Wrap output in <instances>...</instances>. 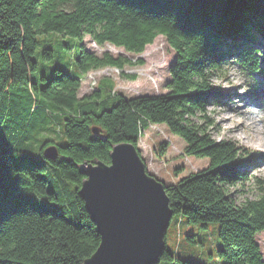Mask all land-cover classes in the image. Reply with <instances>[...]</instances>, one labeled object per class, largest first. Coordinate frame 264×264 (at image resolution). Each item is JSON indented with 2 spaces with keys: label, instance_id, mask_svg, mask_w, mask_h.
Instances as JSON below:
<instances>
[{
  "label": "trees",
  "instance_id": "trees-1",
  "mask_svg": "<svg viewBox=\"0 0 264 264\" xmlns=\"http://www.w3.org/2000/svg\"><path fill=\"white\" fill-rule=\"evenodd\" d=\"M50 31L81 40L76 73L55 67L50 77L37 74L34 53ZM85 35L132 57L89 50ZM158 35L175 51L167 92L126 96L102 77L92 92L78 95L85 74L141 63L134 56ZM41 55L50 58L52 49ZM229 57L264 78V0H0V264H83L100 234L80 194V165L109 163L117 143L138 148L151 124L182 137L186 155L209 158L206 167L165 184L172 216L202 227L217 222L222 264H264L256 238L264 230V193L238 204L228 192L248 178L258 157L210 131L215 118L208 105L230 100V89L212 80ZM252 94L264 95L258 85ZM51 144L59 151L55 159L44 156ZM167 146L159 143L160 156ZM161 259L203 264L178 258L166 241L157 264Z\"/></svg>",
  "mask_w": 264,
  "mask_h": 264
},
{
  "label": "rangeland",
  "instance_id": "rangeland-1",
  "mask_svg": "<svg viewBox=\"0 0 264 264\" xmlns=\"http://www.w3.org/2000/svg\"><path fill=\"white\" fill-rule=\"evenodd\" d=\"M64 8H70V4L64 5ZM39 38L41 42L34 53L38 65L37 74L42 73L50 77L54 75L55 67L76 73L73 59L80 49L81 40L78 37L50 31ZM83 42L87 49L97 53L109 51L114 55L126 54L132 57V53L126 52L122 47L109 43L97 44L90 35H85ZM46 46L52 49V56L48 59L41 55ZM137 58L142 62L126 65L123 69L105 67L89 71L82 79L78 95L92 92L102 77L112 78L116 83L115 89L126 96L167 92L166 82L170 77L168 67L175 60V51L166 38L158 35L153 43L147 44L144 51L133 59ZM131 74H135V78H132ZM212 80L215 84L230 89V100L225 105L209 104L207 107L210 115L215 118V125L210 127L212 135L216 139H233L246 145L258 157L256 165L248 168V178L228 185V192L238 204L246 199H258L264 193L260 187L261 181H264V95L255 97L252 91L254 86L258 85V91L264 94V78L260 74H248L229 57L223 65V70L215 72ZM192 118L200 120L196 116ZM234 124L237 126L233 127ZM46 133L54 135L53 130ZM161 142H168L162 156L158 152ZM184 145L185 140L172 133L165 124H151L143 131L138 141V149L146 163L147 171L166 185L175 183L179 178L200 170L209 163L206 156L186 155L183 152ZM177 169L181 171L177 173ZM180 218L182 219L180 215L174 214L170 219L165 233L166 248L178 258L203 264H222V258L218 255L219 224L209 222L206 227H202L182 219L178 225ZM256 238L264 254V230L259 232ZM159 264H165L164 260L161 259ZM167 264L178 262L175 260Z\"/></svg>",
  "mask_w": 264,
  "mask_h": 264
},
{
  "label": "water",
  "instance_id": "water-1",
  "mask_svg": "<svg viewBox=\"0 0 264 264\" xmlns=\"http://www.w3.org/2000/svg\"><path fill=\"white\" fill-rule=\"evenodd\" d=\"M43 152L48 159L59 155L54 144ZM80 170V194L100 234L83 264H157L172 210L164 182L147 171L137 146L117 143L109 163L84 161Z\"/></svg>",
  "mask_w": 264,
  "mask_h": 264
},
{
  "label": "bare ground",
  "instance_id": "bare-ground-1",
  "mask_svg": "<svg viewBox=\"0 0 264 264\" xmlns=\"http://www.w3.org/2000/svg\"><path fill=\"white\" fill-rule=\"evenodd\" d=\"M236 126H237V124H234V125H233V127H236Z\"/></svg>",
  "mask_w": 264,
  "mask_h": 264
}]
</instances>
